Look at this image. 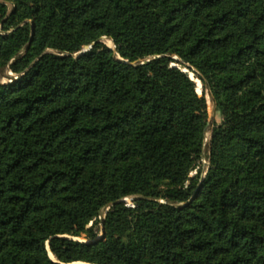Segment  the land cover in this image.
<instances>
[{"label": "trees", "instance_id": "obj_1", "mask_svg": "<svg viewBox=\"0 0 264 264\" xmlns=\"http://www.w3.org/2000/svg\"><path fill=\"white\" fill-rule=\"evenodd\" d=\"M8 64L0 264H264V0H0ZM184 69L223 119L187 187L208 113Z\"/></svg>", "mask_w": 264, "mask_h": 264}, {"label": "rangeland", "instance_id": "obj_2", "mask_svg": "<svg viewBox=\"0 0 264 264\" xmlns=\"http://www.w3.org/2000/svg\"><path fill=\"white\" fill-rule=\"evenodd\" d=\"M108 39L109 38L102 37L101 38V42L103 44H105L106 46L110 47V48H114V44H113L112 40L111 39L108 40ZM46 53H50V52L47 50V51H45V54ZM19 75H20V73L14 72L10 68L9 64L6 65L5 67L0 68V82H5V83L6 82H10L11 80L17 78ZM189 75L190 76L191 75L194 76L192 72H190ZM194 77L200 83V86L196 85V90H197L198 95L199 96H202V95L205 96L206 105H207L208 119H207V124H206L205 130H204V139H203V145H202V152H201L199 160L196 161L195 166L193 167V169L191 170V172L189 174V178L186 181V187L193 183L191 178H193L197 174L198 170L201 171L200 177L201 176L202 177L205 176V174L207 173L208 167H209V159H208L209 144H210L212 131H213V129L216 126L220 125L222 123V120H223L222 119V114L220 113L219 110H217L215 108V104H214V102L212 100V95L209 94L210 93L209 90L205 89L203 87L202 82L196 76H194ZM207 134H208V136H207ZM135 197L136 196H133V195H130L129 198L124 197V198H126L125 202L130 201L131 203L135 204L134 203L135 202L134 201ZM160 200L164 201L165 199H160ZM129 207H133V206H129ZM108 210H109V206H106L105 208H103L100 211V214L98 216L99 220L102 221L104 219L105 214H106V212ZM88 226H90V224ZM99 227H100V224H99ZM75 239L85 240L84 235L81 236V237L75 238Z\"/></svg>", "mask_w": 264, "mask_h": 264}, {"label": "water", "instance_id": "obj_3", "mask_svg": "<svg viewBox=\"0 0 264 264\" xmlns=\"http://www.w3.org/2000/svg\"><path fill=\"white\" fill-rule=\"evenodd\" d=\"M92 45H93V43H91L89 45H82L80 51H78L77 54H81V53L89 50L92 47ZM185 72H187L188 74L190 73V71H188L186 69H185Z\"/></svg>", "mask_w": 264, "mask_h": 264}, {"label": "built area", "instance_id": "obj_4", "mask_svg": "<svg viewBox=\"0 0 264 264\" xmlns=\"http://www.w3.org/2000/svg\"><path fill=\"white\" fill-rule=\"evenodd\" d=\"M131 199H132V198H131ZM123 200L125 201V200H126V198H123ZM126 205H127V206H134V204H133V203H131L130 201L126 202Z\"/></svg>", "mask_w": 264, "mask_h": 264}, {"label": "bare ground", "instance_id": "obj_5", "mask_svg": "<svg viewBox=\"0 0 264 264\" xmlns=\"http://www.w3.org/2000/svg\"><path fill=\"white\" fill-rule=\"evenodd\" d=\"M108 40H109V39H108ZM109 44H110V43H109ZM207 136H208V134H207ZM50 256H51L52 258H54L53 255H52L51 253H50Z\"/></svg>", "mask_w": 264, "mask_h": 264}]
</instances>
